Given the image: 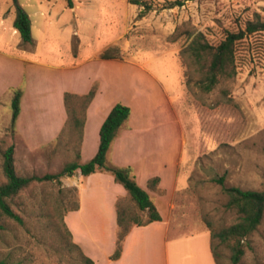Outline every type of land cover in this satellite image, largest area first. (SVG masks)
Listing matches in <instances>:
<instances>
[{"label":"rangeland","instance_id":"1","mask_svg":"<svg viewBox=\"0 0 264 264\" xmlns=\"http://www.w3.org/2000/svg\"><path fill=\"white\" fill-rule=\"evenodd\" d=\"M145 1L149 9L129 0H72L71 6L67 0H18L31 17L33 44L24 47L11 31L13 0H0L5 22L0 29V183L9 145L21 176L57 173L75 159L79 132L68 121L63 96L83 95L94 87L98 96L90 111L88 142L100 114L117 102L129 106L121 128L129 131L119 148L108 151V162L126 164L139 183L154 173L169 185H184L174 201L219 230L235 214L226 210L215 179L225 174L227 186L243 189L264 184V32L236 43L234 78L209 92L193 82L186 86L179 53L199 32L215 44L227 31L244 27L255 12L264 18V0ZM109 46L117 57L102 59L101 51ZM223 88L233 102H225ZM16 91L21 93L20 112L12 122ZM69 102L79 110V98ZM90 155L86 149L80 161ZM63 179L34 181L12 199L23 223L4 222L0 259L84 264L62 225L78 198L76 187ZM129 206L132 215L146 218L131 201ZM91 233L100 235L97 229ZM241 244L239 264H264V215ZM230 254L222 245L220 263L231 264ZM96 259L103 264L101 253Z\"/></svg>","mask_w":264,"mask_h":264},{"label":"trees","instance_id":"2","mask_svg":"<svg viewBox=\"0 0 264 264\" xmlns=\"http://www.w3.org/2000/svg\"><path fill=\"white\" fill-rule=\"evenodd\" d=\"M68 5H72V0H67ZM130 3L144 6L149 9L150 6L145 0H129ZM180 4L181 2H177ZM14 19L13 28L20 37V44L29 47L33 44L31 34V17L25 8L13 0ZM257 32H264V18L257 12L251 19L245 21L244 27L237 31H227L224 38L218 43L209 42L201 33H197L191 38L189 43L180 51V58L185 66L184 77L185 84L189 86L191 82L198 85L204 92H209L219 83L231 81L236 74V43L247 35ZM116 48L109 46L101 51L102 59H113L117 57L114 53ZM196 79H195V75ZM226 103L233 102L228 96L227 89L223 88ZM95 95V88L91 87L86 94L76 95L65 92L63 96L65 110L68 121L79 132L81 140L83 125L85 121V110ZM20 91H16L11 100L12 114L11 120L15 122L20 112ZM79 98L81 103L79 110L70 104L69 99ZM130 107L121 103H115L99 128V144L96 153L86 162H80L79 151L75 154V159L64 163L57 173H48L43 176H21L14 168V146L9 145L3 152L2 172L4 181L0 183V230L5 227L6 220H14L20 224L23 223L21 216L12 209V199L22 190L27 188L34 181H59L61 177L71 176L75 171L81 175L87 176L96 171H107L115 182L121 184L127 192V198L142 212H146V218L141 219L137 215H132L129 203L126 198H118L116 201V221L119 227L116 238V247L110 258L116 259L121 252V242L133 224L145 225L149 222L160 220L161 216L155 206V203L149 193L142 188L135 180L131 169L128 166H118L108 162L107 153L113 140L118 136L120 128L130 116ZM215 181L220 184L222 193L226 197L224 206L226 210L235 214V220L215 230L208 221H205L210 232V250L216 264H221V247L226 244L230 249L231 264H239L241 256L244 253L242 241L249 236L259 225L264 215V184L258 189H243L238 186H227L225 184V174L216 178ZM159 183V177H150L147 186L150 190H156ZM77 191V190H76ZM78 207V198L73 207ZM69 239L72 238L71 232L62 222ZM216 240V242H215ZM79 250L84 260V264H92L93 261L85 256L80 248L72 242ZM0 264H20L7 259H0Z\"/></svg>","mask_w":264,"mask_h":264},{"label":"crops","instance_id":"3","mask_svg":"<svg viewBox=\"0 0 264 264\" xmlns=\"http://www.w3.org/2000/svg\"><path fill=\"white\" fill-rule=\"evenodd\" d=\"M4 25L5 22L0 18L1 30ZM11 31L18 34L12 25ZM97 96L98 94L94 96L86 110L79 143L80 159L86 149L91 154L90 158L96 153L99 128L109 112L100 114L93 128L91 142H88L90 111ZM121 128L110 149H113L114 145L119 148L121 143L118 142L123 133L129 131L128 129L121 131ZM78 173L80 174L79 171H75L63 179L66 185L76 187L78 195V207L68 209L64 214V221L71 232L72 241L85 256L92 259V264H98L96 259L98 253L103 255V264H216L210 250L209 229L195 217L187 205L174 201L177 191L184 189L185 186L169 185L170 181L167 182L165 177L154 173L145 175L142 183L136 182L149 193L161 219L145 225L133 224L121 242L119 257L110 258L116 247L119 230L116 221V201L118 198H126L127 192L107 171H96L87 176L80 174L82 177L71 182L68 180L76 178ZM153 176L160 179L156 190H150L147 186L148 179ZM175 176L174 172L173 177ZM93 229L95 231L97 229L100 235L93 236L91 233Z\"/></svg>","mask_w":264,"mask_h":264}]
</instances>
